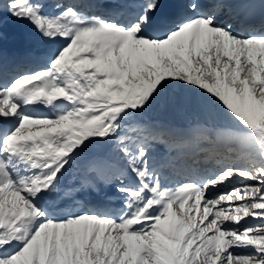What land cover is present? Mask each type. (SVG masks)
Wrapping results in <instances>:
<instances>
[{"label": "snow or ice", "instance_id": "obj_1", "mask_svg": "<svg viewBox=\"0 0 264 264\" xmlns=\"http://www.w3.org/2000/svg\"><path fill=\"white\" fill-rule=\"evenodd\" d=\"M239 15L264 0H0V26L56 45L26 70L0 50V264H264V24ZM169 90L233 125L171 186L153 154L170 133L133 123ZM93 146L107 154L63 188ZM101 184L108 205L75 199Z\"/></svg>", "mask_w": 264, "mask_h": 264}, {"label": "rangeland", "instance_id": "obj_2", "mask_svg": "<svg viewBox=\"0 0 264 264\" xmlns=\"http://www.w3.org/2000/svg\"><path fill=\"white\" fill-rule=\"evenodd\" d=\"M234 1L235 0H233V2ZM242 2L244 3V1H239L238 3ZM252 17H257V15ZM256 21H260V23L261 21H263V23L260 24V27L262 24H264V19L261 18V16L257 18ZM10 23L6 22L5 25L8 24L10 26L17 27L18 31L19 29H24V33H26L30 27V24L26 21H15L12 19ZM31 27L30 29L32 30ZM21 34L24 35L23 33ZM175 94V90H169L160 98L157 103H154L150 108H148L146 111L142 112L139 116H137L133 123L147 126L152 129L157 127L158 124H162V129L170 133V135L167 137V139L169 138V142H173V135H176V133H180V131L178 130L180 125L178 124H181L184 129L189 128L191 130L190 132L192 133V135L189 136L190 140L193 139V135H203V137H208L210 139L211 143L209 144H211V147L213 149H216L218 147L216 143L217 135L223 130H227L233 127L232 122L224 116L222 108H216L215 106L214 108H209L200 104L193 103H173L172 98L175 96ZM184 108H187L185 113V116L187 115V117L185 119H181L180 113L182 112V110H184ZM211 123L216 124L209 125ZM206 128L208 130H205ZM200 130L204 131L203 134L200 132ZM190 144H192V142ZM163 147L166 149H170L172 148V145H169L168 147L163 145ZM196 152H199L200 154L203 153L200 148H198ZM100 154L101 151L99 150V147L93 146L92 148H90L85 154H83V158H86L87 162L85 160L84 163L80 166H78L77 162L73 164V167H75V169L70 168L68 170V172L73 173L63 176L62 180L74 183L72 185L73 188L77 187V182H80L82 176L85 173V170L87 169L89 162L95 159ZM182 180V178H175L173 184L176 181ZM233 186L240 185L229 184L227 186L219 187L217 190L211 191V196L215 197L219 193L229 191ZM81 192L82 191H79L78 193ZM87 192L90 191L88 190ZM112 192H114V190Z\"/></svg>", "mask_w": 264, "mask_h": 264}, {"label": "bare ground", "instance_id": "obj_3", "mask_svg": "<svg viewBox=\"0 0 264 264\" xmlns=\"http://www.w3.org/2000/svg\"><path fill=\"white\" fill-rule=\"evenodd\" d=\"M239 1H244V2H246V0H235L234 2L235 3H237V2H239ZM238 11H242V10H239L238 9ZM243 17H244V23L245 24H249V25H255L256 26V28H261L260 27V21H256V19L257 18H259L260 17V15H257V17H252V16H244V15H242ZM225 19H227V17H224ZM23 32H25L24 31V29H19V31H18V29H17V27H13V26H10V25H7L6 26V28H5V30L3 31V33L5 34V39H1L0 40V50H3V49H5L6 51L11 47V45L13 44V46H17L18 44H21L22 45V43L20 42V41H18V40H14V41H12L13 40V38H11V36L12 37H15V36H18L17 34H21V33H23ZM27 32H28V30H27ZM15 33V34H14ZM17 33V34H16ZM30 34L32 35V33H31V31H30ZM15 39H17V38H15ZM4 46V47H3ZM23 46V45H22ZM36 46L37 47H41L42 45H41V43H39V42H37L36 43ZM41 52V51H40ZM181 119H182V117H181ZM178 125H181V124H178ZM154 154V153H153ZM101 155V154H100ZM168 155H169V152H168ZM99 156V155H98ZM166 165H167V163H165ZM192 166H194V162L193 163H191L184 171H183V175H187V172H188V170L192 167ZM171 171V170H170ZM170 173V172H169ZM168 173V174H169ZM67 187H69V186H67ZM112 191H113V189H111V188H107V187H105V186H103L102 184L101 185H99V187H98V190H96V193H95V191H94V193L97 195H106V197L108 198V197H115V193H112ZM90 192H92V191H90ZM87 193H89V192H87ZM87 196H92V195H89V194H87ZM81 198V197H80ZM83 198V197H82ZM75 199L77 200V197H75ZM86 202V201H85ZM87 203V202H86Z\"/></svg>", "mask_w": 264, "mask_h": 264}, {"label": "trees", "instance_id": "obj_4", "mask_svg": "<svg viewBox=\"0 0 264 264\" xmlns=\"http://www.w3.org/2000/svg\"><path fill=\"white\" fill-rule=\"evenodd\" d=\"M216 107V106H215ZM209 108H214V106H211ZM217 108V107H216ZM186 109L187 108H184V110H182V112L180 113L182 117H185V113H186ZM184 112V113H183ZM213 112V111H212Z\"/></svg>", "mask_w": 264, "mask_h": 264}, {"label": "water", "instance_id": "obj_5", "mask_svg": "<svg viewBox=\"0 0 264 264\" xmlns=\"http://www.w3.org/2000/svg\"><path fill=\"white\" fill-rule=\"evenodd\" d=\"M102 149H103V153H107V151H108V147L107 146H103Z\"/></svg>", "mask_w": 264, "mask_h": 264}]
</instances>
